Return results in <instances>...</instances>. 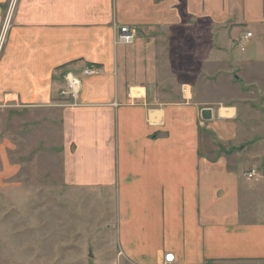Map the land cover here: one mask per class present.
<instances>
[{"label": "crops", "instance_id": "obj_1", "mask_svg": "<svg viewBox=\"0 0 264 264\" xmlns=\"http://www.w3.org/2000/svg\"><path fill=\"white\" fill-rule=\"evenodd\" d=\"M7 16L0 108L57 111L66 183L112 191L129 262L264 260V136L245 143L248 162L236 146L243 124L264 130V115L247 119L238 96L214 95L206 79L234 75L264 96V0H13ZM120 25L135 30L132 44L116 43ZM89 64L98 72L68 104L58 69ZM11 171L0 166V183Z\"/></svg>", "mask_w": 264, "mask_h": 264}, {"label": "rangeland", "instance_id": "obj_2", "mask_svg": "<svg viewBox=\"0 0 264 264\" xmlns=\"http://www.w3.org/2000/svg\"><path fill=\"white\" fill-rule=\"evenodd\" d=\"M12 1L0 28V47ZM67 68L61 67L57 73L61 76ZM241 78L247 84L257 77L243 74ZM206 79L217 82L220 90L214 95L224 91L227 98L238 96L241 114L247 119L264 115V96L259 90L250 85L246 90L242 82H235L234 75ZM61 80L58 89L64 88ZM243 126L246 133L236 146H244L253 134L264 136L261 127L252 131L249 123ZM60 127L57 111L46 114L28 108H0V148L5 145L0 166L12 165V171L1 178L6 182L0 183V264H133L118 245L112 191L66 183L64 161L71 149L62 146ZM254 145L243 147V162L250 160ZM257 148L261 153L258 172L264 174V140ZM230 261L235 260L213 264Z\"/></svg>", "mask_w": 264, "mask_h": 264}, {"label": "built area", "instance_id": "obj_3", "mask_svg": "<svg viewBox=\"0 0 264 264\" xmlns=\"http://www.w3.org/2000/svg\"><path fill=\"white\" fill-rule=\"evenodd\" d=\"M135 30L128 25H120L116 32V43L121 45H130L135 39ZM251 33L246 32L244 38L250 37ZM98 72V68L93 65H84L79 72L72 68L65 69L61 78L64 80V88L59 92V95L67 99L68 104H76L78 95L81 90V78L83 76L92 75ZM254 175V170H250L246 173V177L251 179ZM165 263H171L173 261L172 254H166L164 257ZM225 264H264L263 260H235Z\"/></svg>", "mask_w": 264, "mask_h": 264}, {"label": "water", "instance_id": "obj_4", "mask_svg": "<svg viewBox=\"0 0 264 264\" xmlns=\"http://www.w3.org/2000/svg\"><path fill=\"white\" fill-rule=\"evenodd\" d=\"M200 116L202 120H209L211 118V109L210 108H202L200 111Z\"/></svg>", "mask_w": 264, "mask_h": 264}]
</instances>
